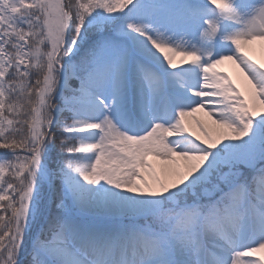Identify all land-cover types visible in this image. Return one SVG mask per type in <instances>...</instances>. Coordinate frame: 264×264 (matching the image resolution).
<instances>
[{"label": "snow or ice", "instance_id": "snow-or-ice-1", "mask_svg": "<svg viewBox=\"0 0 264 264\" xmlns=\"http://www.w3.org/2000/svg\"><path fill=\"white\" fill-rule=\"evenodd\" d=\"M257 43L264 0H0V264H264Z\"/></svg>", "mask_w": 264, "mask_h": 264}, {"label": "rangeland", "instance_id": "rangeland-1", "mask_svg": "<svg viewBox=\"0 0 264 264\" xmlns=\"http://www.w3.org/2000/svg\"><path fill=\"white\" fill-rule=\"evenodd\" d=\"M247 54L253 60H255L258 64L264 63V45H261L259 43L252 45ZM217 71H220L222 73H226L227 75L232 76L234 78L238 75V72H236V70H235V66L230 65V64H225V65L221 66L219 69H217ZM189 120L190 121L200 120V121H206V122L210 123V121H208L207 117H205L204 115L200 116L199 118H197L196 116H194L193 118L189 117ZM194 125H195V123L191 124V131H192V127H194Z\"/></svg>", "mask_w": 264, "mask_h": 264}, {"label": "bare ground", "instance_id": "bare-ground-1", "mask_svg": "<svg viewBox=\"0 0 264 264\" xmlns=\"http://www.w3.org/2000/svg\"><path fill=\"white\" fill-rule=\"evenodd\" d=\"M236 72H238V70L235 68ZM204 115L203 112H197L194 114V116H196L197 118H199L200 116ZM193 116V117H194ZM190 117V118H193ZM192 132L195 133L196 135H200V131L199 129L196 127V125H194V127H192ZM194 138V137H193Z\"/></svg>", "mask_w": 264, "mask_h": 264}, {"label": "trees", "instance_id": "trees-1", "mask_svg": "<svg viewBox=\"0 0 264 264\" xmlns=\"http://www.w3.org/2000/svg\"><path fill=\"white\" fill-rule=\"evenodd\" d=\"M0 151H3V150H0Z\"/></svg>", "mask_w": 264, "mask_h": 264}]
</instances>
